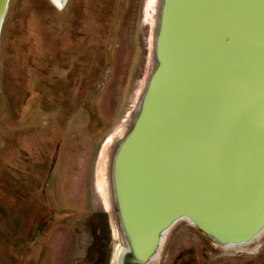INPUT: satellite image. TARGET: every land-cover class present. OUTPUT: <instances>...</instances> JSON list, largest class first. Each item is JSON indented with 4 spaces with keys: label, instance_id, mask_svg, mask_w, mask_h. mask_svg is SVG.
I'll return each mask as SVG.
<instances>
[{
    "label": "rangeland",
    "instance_id": "obj_1",
    "mask_svg": "<svg viewBox=\"0 0 264 264\" xmlns=\"http://www.w3.org/2000/svg\"><path fill=\"white\" fill-rule=\"evenodd\" d=\"M159 1L10 0L0 40V264H115L111 162L154 66ZM236 2L222 0L219 13L226 19L230 7L235 20L231 46L243 17ZM236 74L223 88L227 76L218 78L217 95L204 79L175 175L193 138L213 129V111L236 98ZM148 264H264V229L222 247L179 220Z\"/></svg>",
    "mask_w": 264,
    "mask_h": 264
},
{
    "label": "water",
    "instance_id": "obj_2",
    "mask_svg": "<svg viewBox=\"0 0 264 264\" xmlns=\"http://www.w3.org/2000/svg\"><path fill=\"white\" fill-rule=\"evenodd\" d=\"M238 1L234 46L222 0L159 2L154 66L111 162L122 240L115 264H148L179 220L222 247L247 245L264 229V0ZM9 3L0 0V37ZM233 68L236 98L213 111V129L193 138L185 172L175 175L197 93L211 85L204 79L227 76L223 88Z\"/></svg>",
    "mask_w": 264,
    "mask_h": 264
},
{
    "label": "flooded vegetation",
    "instance_id": "obj_3",
    "mask_svg": "<svg viewBox=\"0 0 264 264\" xmlns=\"http://www.w3.org/2000/svg\"><path fill=\"white\" fill-rule=\"evenodd\" d=\"M65 2H66V0H65ZM65 2L63 3V5L61 6L62 8L61 9H63L64 8V6H65ZM160 2V1H159ZM158 2V4H157V19H158V14H159V3ZM8 11V10H7ZM157 21V20H156ZM4 24V23H3ZM3 29V28H2ZM2 34V33H1ZM0 40H1V37H0ZM203 233V232H202ZM204 234V233H203ZM205 235V234H204Z\"/></svg>",
    "mask_w": 264,
    "mask_h": 264
}]
</instances>
